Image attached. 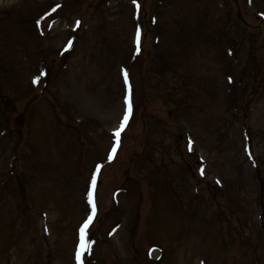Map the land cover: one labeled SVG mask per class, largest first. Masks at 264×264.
<instances>
[{"label":"rangeland","instance_id":"obj_1","mask_svg":"<svg viewBox=\"0 0 264 264\" xmlns=\"http://www.w3.org/2000/svg\"><path fill=\"white\" fill-rule=\"evenodd\" d=\"M18 1L0 5V264H78L89 191L83 264H264V0Z\"/></svg>","mask_w":264,"mask_h":264},{"label":"snow or ice","instance_id":"obj_2","mask_svg":"<svg viewBox=\"0 0 264 264\" xmlns=\"http://www.w3.org/2000/svg\"><path fill=\"white\" fill-rule=\"evenodd\" d=\"M133 4L136 5L137 8H139V4L137 3V0H132ZM57 8L60 7L59 5L56 6ZM53 12L56 11V8H53L52 10ZM37 23L39 24V21H37ZM79 24V22H77V25ZM135 43L137 45V52L139 51V45H140V31L139 29H137L136 31V37H135ZM72 46V41L69 40L67 42L66 45V50L70 49ZM41 75H43V73H41ZM124 77H125V82L127 83V73H124ZM39 82V76H37L36 78L33 79V83L36 84ZM125 102L128 104V109L126 111V113L124 114L123 120L121 121L120 127L119 129H117L114 133V136L117 138V144L119 143V137L121 132L124 130L125 125L127 124L128 118H129V113L131 112V103L130 100L128 98H126ZM192 150V146H191V141H189V151ZM116 148L113 147L112 152L115 153ZM97 170H99V166H97ZM201 175L204 174L203 169L200 170ZM95 176H93L92 178V187H95ZM217 183H219V181H217ZM88 203L89 205L92 206L91 208V213L87 216V218L85 219V221L83 222V224L81 225L80 229H79V242L77 245V249H76V260L78 262V264H83V261L81 259L82 255L85 252L90 251L91 248V241L87 239V235H86V230L89 228V225L91 224L93 217L96 213V206L93 203V194L91 191L88 192Z\"/></svg>","mask_w":264,"mask_h":264},{"label":"bare ground","instance_id":"obj_3","mask_svg":"<svg viewBox=\"0 0 264 264\" xmlns=\"http://www.w3.org/2000/svg\"><path fill=\"white\" fill-rule=\"evenodd\" d=\"M18 0H0V5H3L4 3L5 4H9L10 2L11 3H16ZM18 3H19V1H18ZM40 4V3H39ZM39 6V5H38ZM38 6H36V7H38ZM33 8H35V7H33ZM30 12H31V10H30ZM28 14H29V12H27ZM194 235H197V230H195V233H194Z\"/></svg>","mask_w":264,"mask_h":264},{"label":"water","instance_id":"obj_4","mask_svg":"<svg viewBox=\"0 0 264 264\" xmlns=\"http://www.w3.org/2000/svg\"><path fill=\"white\" fill-rule=\"evenodd\" d=\"M74 37L71 39V41H73Z\"/></svg>","mask_w":264,"mask_h":264}]
</instances>
